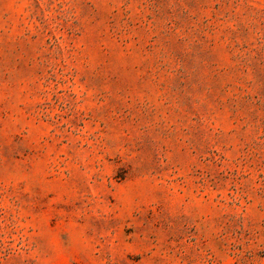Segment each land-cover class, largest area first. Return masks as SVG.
Returning <instances> with one entry per match:
<instances>
[{
	"label": "rangeland",
	"instance_id": "rangeland-1",
	"mask_svg": "<svg viewBox=\"0 0 264 264\" xmlns=\"http://www.w3.org/2000/svg\"><path fill=\"white\" fill-rule=\"evenodd\" d=\"M0 264H264V0H0Z\"/></svg>",
	"mask_w": 264,
	"mask_h": 264
}]
</instances>
